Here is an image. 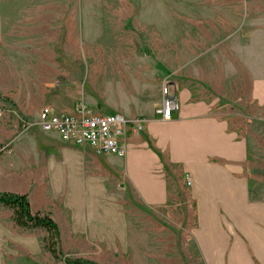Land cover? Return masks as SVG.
Masks as SVG:
<instances>
[{
	"label": "rangeland",
	"instance_id": "obj_1",
	"mask_svg": "<svg viewBox=\"0 0 264 264\" xmlns=\"http://www.w3.org/2000/svg\"><path fill=\"white\" fill-rule=\"evenodd\" d=\"M0 14V136L18 127L0 150L26 138L35 151L36 133L49 132L39 120L44 106L112 113L120 71L150 65L168 76L157 100L165 83L194 88L245 136L248 175L264 182V106L252 92L264 78V0H0ZM181 184L176 193L186 198ZM126 200V244L60 239L52 264H192L184 204L165 217L132 194ZM9 263L39 264L27 255Z\"/></svg>",
	"mask_w": 264,
	"mask_h": 264
},
{
	"label": "crops",
	"instance_id": "obj_2",
	"mask_svg": "<svg viewBox=\"0 0 264 264\" xmlns=\"http://www.w3.org/2000/svg\"><path fill=\"white\" fill-rule=\"evenodd\" d=\"M4 43L0 14V48ZM123 71L121 100L111 112L146 119L142 131L129 128L125 156L65 142L56 131H39L35 151L21 138L0 154V193L27 194L33 213L51 215L63 243L70 238L126 244V194L165 217L173 204H184L182 228L193 246L186 248L192 264H264V182L248 175L245 136L212 102L180 82L175 83L179 110L164 121L154 92L168 76L150 65ZM252 90L264 106V78ZM62 114L76 115V110ZM17 128L3 127L0 146L13 141ZM181 181L186 198L176 193ZM48 238L45 229L18 226L14 211L0 205V264H11L19 255L52 264L44 243Z\"/></svg>",
	"mask_w": 264,
	"mask_h": 264
},
{
	"label": "built area",
	"instance_id": "obj_3",
	"mask_svg": "<svg viewBox=\"0 0 264 264\" xmlns=\"http://www.w3.org/2000/svg\"><path fill=\"white\" fill-rule=\"evenodd\" d=\"M163 99L157 113L164 121L173 117L179 110L177 87L165 83ZM39 120L46 131H56L62 140L75 145L94 147L97 152L125 156L126 136L129 128L142 131L146 119L129 120L119 113H93L84 104L77 106L76 115L57 113L52 107L44 106Z\"/></svg>",
	"mask_w": 264,
	"mask_h": 264
},
{
	"label": "trees",
	"instance_id": "obj_4",
	"mask_svg": "<svg viewBox=\"0 0 264 264\" xmlns=\"http://www.w3.org/2000/svg\"><path fill=\"white\" fill-rule=\"evenodd\" d=\"M4 150H0V154ZM0 205L7 206L14 211L15 223L24 229H45L49 233L47 248L58 259L62 255L59 248V227L51 215L45 213H33L29 196L12 192L0 193ZM73 264H85L83 261H73Z\"/></svg>",
	"mask_w": 264,
	"mask_h": 264
}]
</instances>
